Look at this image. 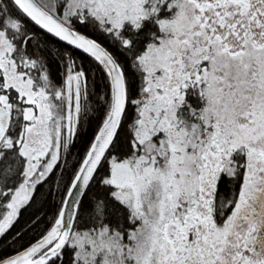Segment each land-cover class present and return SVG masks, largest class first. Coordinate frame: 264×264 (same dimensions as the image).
I'll return each mask as SVG.
<instances>
[{
    "label": "snow or ice",
    "instance_id": "1",
    "mask_svg": "<svg viewBox=\"0 0 264 264\" xmlns=\"http://www.w3.org/2000/svg\"><path fill=\"white\" fill-rule=\"evenodd\" d=\"M0 264H264V0H0Z\"/></svg>",
    "mask_w": 264,
    "mask_h": 264
},
{
    "label": "trees",
    "instance_id": "2",
    "mask_svg": "<svg viewBox=\"0 0 264 264\" xmlns=\"http://www.w3.org/2000/svg\"><path fill=\"white\" fill-rule=\"evenodd\" d=\"M96 83H97V85L99 86V91H98V93H97V95H99V94H101V93L103 92V84H102V81H101L100 77H97V81H96ZM93 99L95 100V97H94ZM94 106H97V105H94ZM96 114H98V113H96ZM84 130H85V133L87 134L88 131H89L87 123H85V128H84ZM85 139H87V135L85 136ZM79 151H80V147H79V145H78L77 148L74 149V154H75V153H78Z\"/></svg>",
    "mask_w": 264,
    "mask_h": 264
}]
</instances>
